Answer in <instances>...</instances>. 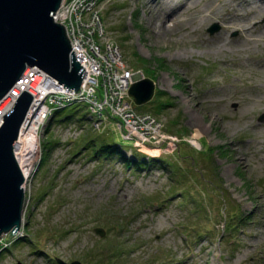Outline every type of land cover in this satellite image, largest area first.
Instances as JSON below:
<instances>
[{"label":"rangeland","instance_id":"obj_1","mask_svg":"<svg viewBox=\"0 0 264 264\" xmlns=\"http://www.w3.org/2000/svg\"><path fill=\"white\" fill-rule=\"evenodd\" d=\"M245 1L241 9L233 0H101L83 15L87 34L90 15L103 28L83 40L89 58L117 46L130 78L155 83L148 103L127 97L132 114L154 116L172 138L161 136L164 152L134 149L110 113L88 120L85 105H57L33 128L40 151L20 231L13 242L0 237V264H264V0ZM206 3L244 20L228 28L213 15L202 21ZM180 6L188 8L170 23ZM244 42L245 55H235ZM107 144L122 155L100 153ZM136 159L145 167H127Z\"/></svg>","mask_w":264,"mask_h":264},{"label":"water","instance_id":"obj_2","mask_svg":"<svg viewBox=\"0 0 264 264\" xmlns=\"http://www.w3.org/2000/svg\"><path fill=\"white\" fill-rule=\"evenodd\" d=\"M62 0H0V100L22 78L27 68L36 67L74 93L81 91L84 69L71 52L72 44L63 25L53 20ZM213 26L209 32L213 33ZM155 83L148 78L136 79L128 95L137 106L154 96ZM33 96L23 91L13 107L3 116L0 126V237L10 241L20 231L25 198V180L32 163L21 164L14 151ZM261 116L260 120H263ZM95 233L104 235L97 228ZM56 264L67 263L59 258Z\"/></svg>","mask_w":264,"mask_h":264},{"label":"built area","instance_id":"obj_3","mask_svg":"<svg viewBox=\"0 0 264 264\" xmlns=\"http://www.w3.org/2000/svg\"><path fill=\"white\" fill-rule=\"evenodd\" d=\"M100 1L101 0H62L60 8L53 15L54 22L65 27L67 37L72 44L71 50L74 52L78 63H80L81 66L83 65V61L88 63V76H85L83 73V87H85H82L79 93H74L73 90L64 88L63 85L52 79L48 74L45 75L46 73L42 70H37L36 68H31L30 70L27 69L22 78L16 83L10 92L0 100V126L3 123V116L13 107L12 102H15L13 100H17L21 93L26 91L33 96V102L30 105L22 126L28 127L29 124L37 120V118H35L37 116H41L44 121V118L48 115L51 118L55 112L54 109L58 107L57 105H60L61 108L73 105H85L87 109L89 108L91 110V114L89 115L91 119L100 120L106 113H110L111 116L116 117L114 122L116 130L121 133V137L124 140L134 142L136 147H164L165 150L167 145L165 141H168V139H161V136L164 137L171 135L164 132L163 125L157 123L154 117L150 114H146V116H138L137 119L132 114L134 111L126 101L128 97V87L132 78H130V75L128 74L129 71L124 69L125 65L117 46L113 45V47L115 46L114 49L105 46L102 48L101 53L100 49L96 48L98 51L96 58H89L93 49L88 51H84L85 49H83V40L84 42L86 40L88 41L89 35H94L96 29L99 27L100 28L96 33L102 35L103 28L100 26L101 22L98 20L99 18H96L95 16L92 17L90 15L91 21L89 26L91 29L89 30V34L84 32L83 26V15L92 11L94 5ZM61 16H63V18H60ZM81 30L83 32H81ZM84 56L87 58H84ZM83 58L84 60H82ZM88 60L91 61L92 64L89 63ZM118 63L121 66H118ZM90 68H92L91 71ZM97 76L101 77L103 82L100 80L98 81V79H96ZM36 78H39L37 82H35ZM49 99L53 100L50 103H47ZM34 105L36 106L32 109ZM39 107L43 108V113L40 112L37 114ZM29 115L35 120L32 118L29 120ZM138 121H141L142 123V132L138 131L141 130L139 125H137ZM37 124L38 122L31 127L34 128ZM42 126H44V122L42 123ZM32 131L35 134L34 137L37 139L38 127L36 130L32 129ZM170 138H172V136ZM16 147L17 145L15 146L14 151L17 152ZM34 152V154H36L38 151L34 150ZM29 159L33 168L31 173H33L35 171L34 167L36 161H33V156ZM29 176L26 177V180Z\"/></svg>","mask_w":264,"mask_h":264},{"label":"bare ground","instance_id":"obj_4","mask_svg":"<svg viewBox=\"0 0 264 264\" xmlns=\"http://www.w3.org/2000/svg\"><path fill=\"white\" fill-rule=\"evenodd\" d=\"M189 2L188 3H190L191 5H195V4H197V2H199L200 0H188ZM233 2H237V4H236V7H238V8H241L242 9V4H244L245 5V0H241L240 2L238 1V0H233ZM263 2V6L262 7H260L259 9H258V11H264V1H262ZM187 5V4H186ZM61 6V5H60ZM213 4L212 3H210V4H208V3H206V5L203 7V9H202V11H201V13H200V15H201V20L202 21H205V20H207V19H209L212 15L217 19V20H220L221 21V23H223V24H226V26H227V28L228 27H231V26H233L234 24H236V22L237 21H241V20H244V17L241 15V13H240V11L238 10V9H231V10H229L228 12H225L223 15L222 14H217L214 10H213ZM60 8V7H59ZM180 8V10L179 11H176L174 14H173V12H172V14L171 15H169L168 17H171L170 19H169V22L170 23H173L174 22V19L175 18H173V16L175 15V14H178V15H180L181 13H182V11H185V9H187L188 7H179ZM182 9V10H181ZM177 15V16H178ZM60 18H63V16H61ZM175 24H171V25H167V27H165V26H160V28H159V30H163V31H168V29H172V28H174L175 26H174ZM167 29V30H166ZM241 31L242 32H244V33H248L249 31H250V27H248V26H246V27H244L243 29H241ZM219 38H217V39H214V41L215 40H221V38L222 37H220V36H218ZM222 40H223V38H222ZM224 45L225 44H222V45H220L216 50L218 51V53H223V52H225L224 50H226L225 49V47H224ZM242 46H244V47H242ZM242 46H240V47H238L239 49H236L235 50V55H240V57H242V55H245V42H244V44L242 45ZM214 47L216 48V45H214ZM82 60H84V58L82 59ZM239 62H241V64H243V65H245V60H240ZM82 67H83V69H84V74H85V76H88V71H87V69H88V63H85L84 61H83V65H82ZM252 67L254 68V69H257V70H259V74L261 73V70L263 69L262 67H263V65H261L260 63H254L253 65H252ZM260 68H261V70H260ZM45 75H47V73L45 74ZM35 82H37V79L35 80ZM83 85H84V83H83ZM83 86H81L80 85V88H82ZM33 100V99H32ZM13 101H15L16 102V99H14ZM15 102H12V104L14 105L15 104ZM36 105H34L33 107H32V109L35 107ZM32 109H31V112H32ZM39 111L37 112V114L38 113H40V112H42L43 111V108L42 107H39V109H38ZM43 113V112H42ZM30 114V113H29ZM37 114H35V115H37ZM86 117H89V116H86ZM33 119V117L31 116V115H29V120L30 119ZM35 118H37V120L35 121V122H32L31 124H29V126L27 127H25V126H22L21 125V130H20V133H19V136H18V139H17V141H16V143H15V146L17 145V147H16V150H17V152H18V155L20 156V159H21V164H23L26 160H29L30 161V157H32L33 155H34V150H36V151H40V145H39V143H38V140L36 139V137H34L35 136V134H34V132L32 131V125L33 124H35V123H39V120H41V116L39 117V116H37V117H35ZM39 119V120H38ZM33 120H35V119H33ZM195 138H199V134H196L195 135ZM15 146H14V148H15ZM33 171V168H32V166L30 167V170H29V172H28V174H27V176H29L30 175V173ZM26 181H28V178H27V180Z\"/></svg>","mask_w":264,"mask_h":264},{"label":"trees","instance_id":"obj_5","mask_svg":"<svg viewBox=\"0 0 264 264\" xmlns=\"http://www.w3.org/2000/svg\"><path fill=\"white\" fill-rule=\"evenodd\" d=\"M134 61H135V63L137 64V66H142V67H145L144 65H147V64H149V62L148 61H144V60H142V59H140V58H137V60H135L134 59ZM151 77H153L151 74V72H147ZM154 75V74H153ZM162 94L163 95H165L164 93H160L159 92V95H161L162 96ZM169 102V101H168ZM165 106H167L166 105V103H160L157 107V109H156V111H157V113L158 112H160L163 108H165ZM138 109H139V107H138ZM156 113V114H157ZM119 146L118 145H116V144H113V145H111V144H107L106 146H101L100 148H99V152L100 153H102V154H105V155H115L116 157H117V155H122V152H121V150H119V148H118ZM153 162V161H152ZM130 163H132L133 164V166L135 167V168H143V167H145V164H144V162L143 161H139L138 159H136L135 161L134 160H130V161H127V167H129L130 166Z\"/></svg>","mask_w":264,"mask_h":264}]
</instances>
